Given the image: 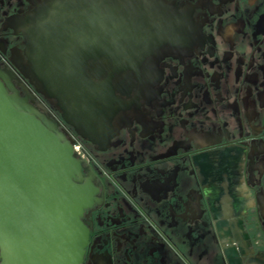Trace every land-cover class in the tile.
I'll return each instance as SVG.
<instances>
[{
  "label": "flooded vegetation",
  "instance_id": "1",
  "mask_svg": "<svg viewBox=\"0 0 264 264\" xmlns=\"http://www.w3.org/2000/svg\"><path fill=\"white\" fill-rule=\"evenodd\" d=\"M119 6L139 25L159 16L161 47L110 77ZM44 22L78 32V54L95 57L78 71L113 96L82 136L28 78L27 33ZM0 80L80 146L94 198L81 264H229V221L249 254L235 264L264 260V0H0Z\"/></svg>",
  "mask_w": 264,
  "mask_h": 264
},
{
  "label": "water",
  "instance_id": "2",
  "mask_svg": "<svg viewBox=\"0 0 264 264\" xmlns=\"http://www.w3.org/2000/svg\"><path fill=\"white\" fill-rule=\"evenodd\" d=\"M120 9L114 36L118 51L101 57L116 69L108 73L110 77L122 70L138 74L146 59L139 51L161 47L159 16L150 10L139 25L124 20L129 16ZM66 27L44 22L36 32L27 33V56L33 65L28 78L38 93L56 100L63 121L82 136L83 130H95L104 116L112 114L114 99L105 87L96 88L85 72L78 71L95 57L78 54V32ZM103 27L101 49L109 50L113 33L109 26ZM89 34L84 39L87 43ZM80 170L61 135L27 97L0 80L1 264L82 263L88 231L80 219L94 198L90 187L79 184ZM226 234H232L236 242V249L224 251L227 262L235 264L237 253L248 257L230 221ZM245 264H264V260L249 258Z\"/></svg>",
  "mask_w": 264,
  "mask_h": 264
},
{
  "label": "built area",
  "instance_id": "3",
  "mask_svg": "<svg viewBox=\"0 0 264 264\" xmlns=\"http://www.w3.org/2000/svg\"><path fill=\"white\" fill-rule=\"evenodd\" d=\"M72 148L74 153L79 154L80 146L78 144H74Z\"/></svg>",
  "mask_w": 264,
  "mask_h": 264
}]
</instances>
